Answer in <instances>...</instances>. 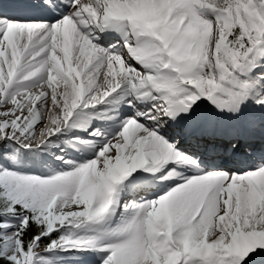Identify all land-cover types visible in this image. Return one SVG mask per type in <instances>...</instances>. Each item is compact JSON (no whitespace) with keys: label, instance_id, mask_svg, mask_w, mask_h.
I'll list each match as a JSON object with an SVG mask.
<instances>
[{"label":"snow or ice","instance_id":"obj_1","mask_svg":"<svg viewBox=\"0 0 264 264\" xmlns=\"http://www.w3.org/2000/svg\"><path fill=\"white\" fill-rule=\"evenodd\" d=\"M0 264H264V0H0Z\"/></svg>","mask_w":264,"mask_h":264}]
</instances>
